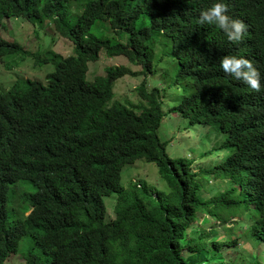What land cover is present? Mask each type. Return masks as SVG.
Here are the masks:
<instances>
[{
  "label": "trees",
  "instance_id": "1",
  "mask_svg": "<svg viewBox=\"0 0 264 264\" xmlns=\"http://www.w3.org/2000/svg\"><path fill=\"white\" fill-rule=\"evenodd\" d=\"M212 2L0 0V24L19 17L38 36L52 25L72 45L67 56L30 51L0 34V63L20 60L5 62L9 69L34 77L43 65L55 66L45 81L18 76L0 92V264L11 256L19 264H227L209 242L224 247L229 238L234 253L241 239L218 238L207 222L232 226L246 206L255 210L257 245L248 263L241 258L264 264V95L255 104L232 80L221 88L217 64L245 46L264 65V0H244L238 44L197 24ZM101 53L140 69L108 66L90 80L89 65ZM125 77L143 79L120 97ZM169 116L199 136L202 150L192 158L172 156L170 141L161 139ZM209 156V165H194ZM139 159L157 165L161 186L122 181L124 167ZM216 173L217 190L209 178ZM112 195L115 217L107 220L105 197ZM196 243L202 260L189 254Z\"/></svg>",
  "mask_w": 264,
  "mask_h": 264
},
{
  "label": "rangeland",
  "instance_id": "2",
  "mask_svg": "<svg viewBox=\"0 0 264 264\" xmlns=\"http://www.w3.org/2000/svg\"><path fill=\"white\" fill-rule=\"evenodd\" d=\"M4 18L0 24V34L5 38L10 40H17L23 46H25L30 51H40L44 52L48 49H52L56 52H59L65 56H67L71 50L72 45L69 41L59 36L54 30L52 25L46 27L45 29L40 31L39 36L34 33L33 25L23 19H11ZM5 30H4V29ZM55 36V42L52 41V37ZM29 61L32 60V58ZM19 57L9 56L5 58L3 63H0V92L6 91L12 87L15 82L16 77L21 75V70L19 67L8 68L5 66V62H10L11 65L18 63ZM120 65H129V62L125 56H117V57H108L105 53H101L100 59L96 63H90L89 65V74L88 78L93 80L96 75H104L106 74L105 68L108 66H120ZM131 68L138 70L140 67L135 65H129ZM55 66L53 64L43 65L42 68L38 69V71L34 77L46 80L47 73L53 71ZM24 72H31L30 69H23ZM142 77H125L122 82H120V97H127L130 95L131 88L137 87L141 81ZM133 100H137V97H133ZM182 120L180 118H174L169 116L164 119L160 127V137L162 140L170 141V154L172 156H186V158L190 159L195 149L202 150L198 145L200 143L199 136H195L192 131L185 129ZM199 130V128H198ZM196 130V131H198ZM211 146V142L209 145H205V149ZM187 154V155H186ZM219 156H215V159H218ZM213 158L206 157L200 160H196V166H201L204 164L209 165ZM209 178L217 182L216 190L220 188L221 176L219 173L215 175H210ZM132 179L133 181L145 180L151 184L158 183L161 186L160 176L158 174V168L155 163L146 162L143 159H139L134 165H127L124 167L122 171V181L126 184L128 181ZM127 181V182H126ZM228 181H226L227 183ZM114 195L111 197H105V204L108 211L107 220L113 219L115 217L114 213V205L115 198ZM255 215L254 208L250 206L244 207L242 211H237L234 220L236 224L230 225L229 221L226 222V226H222V222L216 221L213 218H209L207 222V227L212 228L215 227L214 234L219 238L222 234L232 235L234 238L240 237L241 239V249L234 250V253H231L232 245L229 244L230 239L225 238L224 240L228 243L225 244L224 247L218 246L215 247L214 242L210 241L208 244V249L212 254L213 248L216 249L215 252L224 251L226 257L227 264H245L243 263V259L245 258V262L248 263V259L250 257V250L254 248L257 244L255 242L254 235L250 232L253 226V217ZM232 224V223H231ZM230 227L232 230L230 231ZM194 251H190L189 254H193L197 256L199 260H202V250L203 246L200 243H196L193 245ZM244 256V258H241ZM235 258L239 259V262L235 261ZM219 261V260H217ZM22 263V260L17 256H11L6 264H19ZM206 264H212L210 258L205 261ZM199 264H202L201 261Z\"/></svg>",
  "mask_w": 264,
  "mask_h": 264
},
{
  "label": "clouds",
  "instance_id": "3",
  "mask_svg": "<svg viewBox=\"0 0 264 264\" xmlns=\"http://www.w3.org/2000/svg\"><path fill=\"white\" fill-rule=\"evenodd\" d=\"M244 9V0H213L210 6L200 11L196 22L201 26H215L223 32L228 42L238 44L246 32V22L240 20V14ZM11 19L22 18L12 17ZM217 64L224 73V76L218 79L221 88H226L232 80L245 94L247 101L255 104L261 102L264 95V65L260 66L255 61L253 49L238 46L233 51L222 55ZM22 78L34 79L35 77L21 71L19 79Z\"/></svg>",
  "mask_w": 264,
  "mask_h": 264
}]
</instances>
